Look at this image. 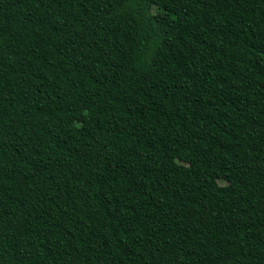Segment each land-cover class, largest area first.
I'll return each mask as SVG.
<instances>
[{
	"label": "trees",
	"instance_id": "trees-1",
	"mask_svg": "<svg viewBox=\"0 0 264 264\" xmlns=\"http://www.w3.org/2000/svg\"><path fill=\"white\" fill-rule=\"evenodd\" d=\"M263 261L264 0H0V264Z\"/></svg>",
	"mask_w": 264,
	"mask_h": 264
},
{
	"label": "rangeland",
	"instance_id": "rangeland-1",
	"mask_svg": "<svg viewBox=\"0 0 264 264\" xmlns=\"http://www.w3.org/2000/svg\"><path fill=\"white\" fill-rule=\"evenodd\" d=\"M114 141H121L118 137L113 138ZM243 264H251V262H243ZM264 264V261L263 263Z\"/></svg>",
	"mask_w": 264,
	"mask_h": 264
}]
</instances>
